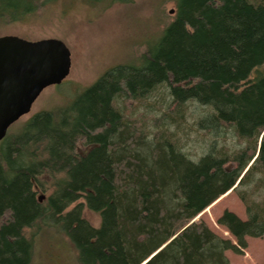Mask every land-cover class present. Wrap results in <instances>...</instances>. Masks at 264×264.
Wrapping results in <instances>:
<instances>
[{
	"label": "trees",
	"instance_id": "1",
	"mask_svg": "<svg viewBox=\"0 0 264 264\" xmlns=\"http://www.w3.org/2000/svg\"><path fill=\"white\" fill-rule=\"evenodd\" d=\"M175 1L173 20L139 65L108 68L69 104L34 113L0 141V217L8 213L0 264H29L23 230L47 220L79 264H230L227 249L241 254L246 236L264 239V0ZM35 2L0 0V20L34 12ZM162 84L171 109L189 101L208 108L196 126L230 130L241 146L210 141L194 161L162 133L145 141L117 102ZM79 139L85 154L75 151ZM44 174L54 186L45 204L35 190ZM230 189L246 218L224 210L217 223L235 243L193 220ZM79 198L99 214L97 227L81 204L64 212Z\"/></svg>",
	"mask_w": 264,
	"mask_h": 264
},
{
	"label": "rangeland",
	"instance_id": "2",
	"mask_svg": "<svg viewBox=\"0 0 264 264\" xmlns=\"http://www.w3.org/2000/svg\"><path fill=\"white\" fill-rule=\"evenodd\" d=\"M35 4L34 12L19 19L2 18L0 36L15 35L28 40L59 38L70 51L71 66L61 83L45 87L30 111L9 126L10 133L19 130L36 112L57 110L69 104L108 68L120 64L139 65L142 55L157 42L176 13L175 0H36ZM171 100L167 85L162 84L137 101L119 98L117 106L125 119L141 129L145 141H153L155 135L162 133L166 139L176 141L177 147L194 161L210 141L229 150L241 146L230 130H221L216 135L196 126L198 115L206 113L208 108L189 101L176 111L170 108ZM166 112L170 115L166 116ZM88 147L79 139L75 151L85 154ZM40 178L42 186L36 185V196L45 204L54 186L48 175ZM215 201L193 220H203L216 234L235 243L234 237L217 223V219L224 210L245 219V206L233 189ZM78 204H81V216L97 227L100 216L86 207L83 198L70 204L64 212ZM7 217L8 213L3 214L0 223ZM60 229L47 220L23 230L32 243L29 264H79L76 249ZM246 242L241 254L230 249L225 251L230 264H261L264 261V239L246 236Z\"/></svg>",
	"mask_w": 264,
	"mask_h": 264
},
{
	"label": "water",
	"instance_id": "3",
	"mask_svg": "<svg viewBox=\"0 0 264 264\" xmlns=\"http://www.w3.org/2000/svg\"><path fill=\"white\" fill-rule=\"evenodd\" d=\"M70 57L59 38L0 36V140L13 122L30 111L45 87L68 76Z\"/></svg>",
	"mask_w": 264,
	"mask_h": 264
},
{
	"label": "bare ground",
	"instance_id": "4",
	"mask_svg": "<svg viewBox=\"0 0 264 264\" xmlns=\"http://www.w3.org/2000/svg\"><path fill=\"white\" fill-rule=\"evenodd\" d=\"M1 141V140H0ZM228 192V191H227ZM39 200V199H38Z\"/></svg>",
	"mask_w": 264,
	"mask_h": 264
}]
</instances>
